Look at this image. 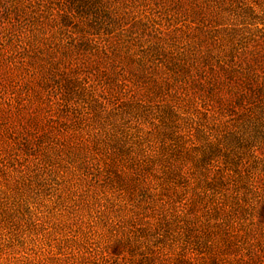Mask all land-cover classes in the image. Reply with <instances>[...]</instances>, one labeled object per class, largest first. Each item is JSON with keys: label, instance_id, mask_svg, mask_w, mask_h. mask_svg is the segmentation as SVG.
I'll return each instance as SVG.
<instances>
[{"label": "rangeland", "instance_id": "obj_1", "mask_svg": "<svg viewBox=\"0 0 264 264\" xmlns=\"http://www.w3.org/2000/svg\"><path fill=\"white\" fill-rule=\"evenodd\" d=\"M0 264H264V0H0Z\"/></svg>", "mask_w": 264, "mask_h": 264}]
</instances>
